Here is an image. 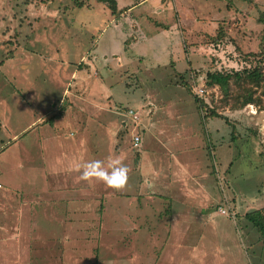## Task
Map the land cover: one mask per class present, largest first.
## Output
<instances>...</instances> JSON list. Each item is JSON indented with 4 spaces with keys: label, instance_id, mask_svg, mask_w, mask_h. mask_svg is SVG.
I'll use <instances>...</instances> for the list:
<instances>
[{
    "label": "rangeland",
    "instance_id": "rangeland-1",
    "mask_svg": "<svg viewBox=\"0 0 264 264\" xmlns=\"http://www.w3.org/2000/svg\"><path fill=\"white\" fill-rule=\"evenodd\" d=\"M78 1L84 6H77ZM123 1L120 5L127 3ZM177 12L182 27L169 35L161 26L176 22ZM261 12L264 0H173L165 5L146 0L132 10L133 19L139 18L140 48H132L131 59L102 64L90 62V52L96 44H110L113 22L124 25L113 35L115 50L122 52L123 38L133 33L129 19L118 18L104 3L0 0V206L8 191L32 196L37 190L52 191L64 180L71 184L79 176L76 159L62 153L65 148L66 155L78 154L80 148L73 144L79 141L86 149L85 154L81 147L80 163L118 156L130 169L121 191L90 182L84 195L97 196L85 197L91 212L80 231L74 222L60 224L59 212L53 214L54 207L65 206L63 196L50 197L59 204L49 207L40 205L47 198L32 197L35 211L0 208V264H147L149 245L163 259L176 247L199 256L208 251L209 235H215L209 237L215 255L238 264H264L260 234L245 218V213L264 208V108L254 103L247 104L253 108L231 109L221 102L223 90L206 82V73L215 70L257 66L264 71L263 25L257 20ZM66 16L75 21L66 22ZM151 19L158 21L156 26ZM102 85L108 90L95 94ZM194 95L228 122L206 116ZM147 101L154 105L150 117L142 109ZM128 108L140 110L136 122L126 116ZM95 121L103 127L96 129ZM142 126L144 143L133 148L130 139ZM184 163L195 179L185 181ZM194 191H200L202 203L192 196ZM219 207L227 214H220ZM170 210L178 213L179 222L219 224L230 240L218 238L220 231L209 224L200 231L202 237H181V230L168 233L164 224ZM17 220L18 240L13 231ZM142 221L149 222L148 228L151 222L152 230L143 226L134 236L131 225ZM148 233L154 234L152 241ZM73 249L76 255L69 259L66 254ZM135 253L137 258L129 257Z\"/></svg>",
    "mask_w": 264,
    "mask_h": 264
},
{
    "label": "crops",
    "instance_id": "crops-1",
    "mask_svg": "<svg viewBox=\"0 0 264 264\" xmlns=\"http://www.w3.org/2000/svg\"><path fill=\"white\" fill-rule=\"evenodd\" d=\"M125 1H127V3H125V5H120V4H123L124 1L123 0H117V12H118V14L116 16H119L118 18H120V19H125V18H127V20L129 19L128 21L131 24V27L133 29V33H131L130 36L128 35L127 38H123V40H122V42L120 44V47H119L120 50L123 47L122 48V52L117 51V49L115 50V48H118L117 45L115 46V43L118 42V41L114 42L113 35L115 33H117V32L120 33L121 32L120 29L122 27H124V25L121 24L120 22H118V24L114 23L113 20H112L113 24L110 26V28L113 29V30L109 31L110 32V37H112L111 41H110V44H107L105 47H103V46L102 47L101 46L98 47V44L94 45L93 50H91V52H90L94 56L91 57V61L90 62H93L94 60H96V61H99V60L101 61L102 60V64H103V62L104 63L105 62L115 63V61L119 62V60H120V62H122L124 60H127L128 58L131 59V57L128 56L129 55L128 53L132 50L133 47H136L137 49H139L140 46L142 45L141 42H138V35L140 34L141 29L137 30L136 21L139 20V18L133 19L135 17V15H134V13H132V10H135L137 7H139L141 4H143L146 0H138L137 3H131V4H129L131 2V0H125ZM160 1L163 2V5L167 4L168 1L173 2V0H160ZM83 6H84V4L81 7H83ZM127 16H129V17H127ZM176 16H177V20L175 19L176 22H173V20L171 19L170 22L167 21L168 23H167L166 26H161L162 28H166L165 31H167V33H169V35L174 34L176 31L179 32L178 28L182 27L180 25V22H179L180 19L178 18L179 17L178 12L176 13ZM65 21L66 22H74L75 21V17L74 16H66L65 17ZM151 21H152V19H151ZM153 21H152V23H154V25L156 26L158 21L157 20L154 21V22ZM119 27H120V29H119ZM183 29H185V28H183ZM188 31H189V29H188ZM83 53L86 54V51H81V54H83ZM118 53L119 54L123 53V55L126 56V57L121 56ZM144 56L145 55H143L141 53V51H140L139 58L141 60H143ZM81 84L82 83H79V85H81ZM104 90H108V89L104 85H102L101 86V90H98V88H97V92H95V94L96 93H102ZM149 103H150V106L146 107V105L149 104ZM152 105H153V103H151L149 101L145 102L143 104V110L144 109L146 110V108H147L146 111L150 110L149 113H151L152 112V110H151L152 109L151 108ZM153 107H154V105H153ZM152 114L153 113L149 114L148 116L150 117ZM100 115L101 114H98L96 116V118L100 119ZM144 117L145 118L142 121L143 125H144V122H145L146 118H148L146 116H144ZM150 121H151L152 124H158L159 123V122L153 121V119H150ZM95 124H96L95 125L96 129L98 127H100V128L103 127V125L101 123H99V122H96ZM140 130H142V131H140ZM143 130H145L144 126H142L141 129H139L137 131V133L139 135H141V137H142V144L140 145V147L144 143L143 133H141V132H143ZM145 135H146V133H145ZM157 138H158V140L156 139L157 141L162 142L160 137H157ZM81 143H85V142H82V141L80 142L79 141V144L74 143L73 144V148L77 149V147H79L80 151H81V147H83V149H84V146H83L84 144H81ZM130 143L132 145V138L130 139ZM160 144L162 145V143H160ZM132 147H133V145H132ZM133 148H135V147H133ZM66 150H69V149H66ZM84 150H85V154H86V149H84ZM80 151L78 152V154H76V152H72V155H70V153H69V155H66L67 152H65V148H64V152L62 153L63 154V158L66 157V156H70L69 160H72L71 158H75L76 159V160H72V161H75L74 162L75 166L77 164H81L80 163L81 160L80 161L78 160V157H81V155L79 154ZM85 154H84V156H85ZM184 164L181 165L182 166V171L185 174H187V176H188V178H186L185 181L188 180V179H195V177H191V176L188 175V173H187V171L185 169L186 164L185 165ZM54 180L55 181H60L57 177ZM69 181H72V183L71 184H67V181L64 180L63 184L57 185L52 191H49V189L46 190V191L45 190L44 191H42V190L38 191L37 190V191H35V193L32 196L31 195H27L26 192H19V191H10L9 192L8 191V192H6L8 198L2 197L1 200L5 204H4V206H0V208H2V211H4V212H8V211L12 212V211H15L17 209V210H19V213H21L22 211H24V210H26L28 208L31 211H35L34 207H32V204H34V203L37 204L36 202H33V201H35V199L47 198L48 199L47 201L40 200V203H41L40 205H47L49 207L50 204H52L53 202H54L53 206H57V204H59L58 200H51L50 197L53 198V197H57V196L58 197L63 196L65 200L61 199V201L64 200V202H66L65 206L61 205V208L63 209V211L60 212L59 209H61V208L54 207L53 214L55 215L56 212H59L63 216V220L60 221V224H65V222H70V223L74 222L73 223L74 224L73 227L80 231L81 228H79V226L80 227L83 226V222L82 221H87L88 220L87 219L88 212L89 213L91 212L88 209V205H87V202H86L87 198H85L87 195H84L85 194L84 192H85V190L89 191V187H92L93 184H91L90 182L79 181L77 175H75ZM77 181H79V182L77 183ZM88 191H86V192H88ZM44 192H46L47 196L44 195L45 194ZM140 195H144L145 197L147 196V198H152V195H155V194L154 193H146V194L145 193H143V194L141 193ZM92 196L96 197L97 195L96 194L95 195L90 194L87 197L89 198V197H92ZM192 196L194 198L198 199V201L200 203L203 202L202 199H201L202 195H201L200 191L199 192L198 191H194L192 193ZM32 197L35 198V199H33ZM166 197H167V199H169V198L172 199L171 196H166ZM27 198H32L33 200H31V199L27 200ZM73 201L79 202V204L75 205L73 203ZM84 201H85V203H84ZM145 204H146V202H145ZM169 215L171 217L169 218V221H166V222H169V223L162 222V223H166V224H164V228H165L166 231L167 230L169 231L168 233H170L171 230H181V231H184V233L182 234L181 237H185V236L189 237L190 235H194V234H195L196 237H198V236L202 237L204 235V233L203 232L201 233L200 231L205 229L206 228L205 226H208V224H209L211 229L216 230V231H220V232L217 233L218 238H221L222 240H226V241L228 239L230 240L229 237H226V236H228L229 233L225 234L224 232H222L225 228L223 226L219 225V224H215V223H208V224H204V223L203 224H197L196 223V224H194V223H191V222L188 223V222H184V221H180L179 222V219L177 218L178 213L177 212H173L171 210L169 212ZM102 218H103V216H102ZM140 219L141 218H139L138 220H140ZM145 219H146V217L144 215L142 220H145ZM102 220L103 219H101L100 223H99L100 224V228H102V226H101V221ZM15 223H16V227L13 229V231H15L14 238L16 240H18V237H19V235H18V231H19L18 220L15 221ZM28 223L32 224L31 221H28ZM148 223L149 222H147V224ZM12 224H13L12 222L9 224L10 227L8 228V230L11 229V225ZM147 224H146V221H142V222H137V223L135 222L133 225H131V230H133L134 236L138 235V231L143 229L142 228L143 226H145V229H147V230H152V228H151L152 223L150 222L149 228L146 227ZM153 235L154 234H151V233L149 234L148 233V236L150 237V240L153 238ZM209 237H215V235H209L208 239L199 238L201 240L206 239L205 245L207 246V250H208V251H206L205 254H200L199 256H197L195 254H192V255L182 254V253H180V251L176 247V252L175 253H172V254L168 255L166 257V259H163V257L161 256L162 255L161 253H160L161 255H157V254L151 253L150 252L151 249H150V245H149V252L145 253V256L149 257L147 259V261H148L147 264H159V262L163 263V264H238V260L231 259V258H226L225 256L215 255L214 253L210 252V251H213V247H215V243ZM179 242L181 243V245L183 244L182 240H179ZM84 244H87V242H85ZM85 247H87V246H85ZM134 247H135V245H134ZM75 252L76 251L74 249L73 250H69V253L66 254V256L69 255L68 258L70 259V258H72L73 254H74V256L76 255ZM70 254H71V256H70ZM63 257H65V256H63ZM129 257L130 258H137V254L135 253L133 255H130ZM161 257H162V259H161ZM193 259H195L196 261H194ZM94 262H95L94 264H97L98 260L94 261Z\"/></svg>",
    "mask_w": 264,
    "mask_h": 264
},
{
    "label": "trees",
    "instance_id": "trees-1",
    "mask_svg": "<svg viewBox=\"0 0 264 264\" xmlns=\"http://www.w3.org/2000/svg\"><path fill=\"white\" fill-rule=\"evenodd\" d=\"M104 3L112 14L117 13L116 0H96ZM83 3L77 2V6L81 7ZM258 22L263 25L262 34L264 35V12L258 17ZM252 54V53H251ZM206 82L212 86H218L223 90L224 98L221 100L223 105L229 106L231 109H241L247 104H256L264 108V71L260 67H244L238 71H212L206 73ZM258 89L259 94H257ZM199 108L206 109V116L223 118L228 122L227 117L210 108L203 99L193 96ZM231 131L232 139L236 137ZM264 208L256 209L245 213V218L253 224L260 234V239L264 244Z\"/></svg>",
    "mask_w": 264,
    "mask_h": 264
},
{
    "label": "clouds",
    "instance_id": "clouds-1",
    "mask_svg": "<svg viewBox=\"0 0 264 264\" xmlns=\"http://www.w3.org/2000/svg\"><path fill=\"white\" fill-rule=\"evenodd\" d=\"M78 180L84 182H102L107 188L121 191L127 186L128 166L120 157L109 156L107 160L93 159L75 166Z\"/></svg>",
    "mask_w": 264,
    "mask_h": 264
},
{
    "label": "built area",
    "instance_id": "built-area-1",
    "mask_svg": "<svg viewBox=\"0 0 264 264\" xmlns=\"http://www.w3.org/2000/svg\"><path fill=\"white\" fill-rule=\"evenodd\" d=\"M248 107L250 106V108H253V105H247ZM143 109V108H142ZM149 111H146V114L149 115L150 113ZM256 111L252 112L251 114H255ZM126 116H128V118L131 117V119L136 122L139 118H140V110H135L133 108H128L126 111ZM122 124L123 126L127 125V120L126 119H122ZM142 144V137L139 134H135L132 136V145L133 147L137 148L140 147V145ZM2 185L0 184V187ZM219 212L220 214H227V211L221 207H219Z\"/></svg>",
    "mask_w": 264,
    "mask_h": 264
}]
</instances>
